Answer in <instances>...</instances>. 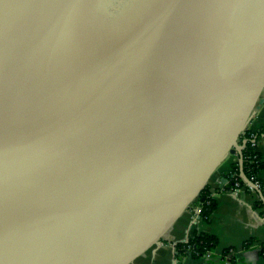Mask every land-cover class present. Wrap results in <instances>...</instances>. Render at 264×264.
<instances>
[{
  "label": "water",
  "instance_id": "95a60500",
  "mask_svg": "<svg viewBox=\"0 0 264 264\" xmlns=\"http://www.w3.org/2000/svg\"><path fill=\"white\" fill-rule=\"evenodd\" d=\"M262 104L264 0H0V264H128L230 154L264 201Z\"/></svg>",
  "mask_w": 264,
  "mask_h": 264
},
{
  "label": "crops",
  "instance_id": "0c3cea01",
  "mask_svg": "<svg viewBox=\"0 0 264 264\" xmlns=\"http://www.w3.org/2000/svg\"><path fill=\"white\" fill-rule=\"evenodd\" d=\"M247 130L258 136L256 149L264 162V104L256 109ZM235 164L240 165L238 153L230 154L207 183L217 203L209 220L195 214L192 204L167 229L158 243L144 249L128 264H231L233 255L226 257L222 254L224 248L228 247L235 248L237 264H264V256L260 254L264 241V206H255L260 197L255 190L230 188L228 175ZM259 176L264 183V167ZM223 178L227 182H222ZM200 232L215 235L219 241L217 248L202 257L179 253L175 245ZM246 242L251 243L244 247Z\"/></svg>",
  "mask_w": 264,
  "mask_h": 264
},
{
  "label": "trees",
  "instance_id": "16d2710c",
  "mask_svg": "<svg viewBox=\"0 0 264 264\" xmlns=\"http://www.w3.org/2000/svg\"><path fill=\"white\" fill-rule=\"evenodd\" d=\"M242 138L248 140L243 150V171L247 175V177L256 184L258 190H260L264 194V183L262 182L259 176L260 171L264 167V162L261 159V155L257 151L256 144L253 141L255 137H253L252 133L246 129L244 134L242 135ZM228 177L230 179L231 189L234 190L237 187H245L247 190H254L242 182V175L239 164H235L233 166V170L228 175ZM199 202L201 206V216L204 219L209 220L211 214L216 209L217 203L214 196L209 192L208 185L202 190L201 195L199 196ZM255 206H264V201L261 197H259V199L256 201ZM218 243V238L215 235L200 232L187 240L178 242L175 246L181 254H189L193 257H202L213 249H216ZM250 243L251 242H246L243 246L247 247ZM234 249L235 248L228 247L224 248L222 252L223 256L226 257L229 256V254L233 255L231 259V264H237L234 257ZM260 254L264 256V241L261 244Z\"/></svg>",
  "mask_w": 264,
  "mask_h": 264
},
{
  "label": "built area",
  "instance_id": "2783aa9c",
  "mask_svg": "<svg viewBox=\"0 0 264 264\" xmlns=\"http://www.w3.org/2000/svg\"><path fill=\"white\" fill-rule=\"evenodd\" d=\"M244 134V133H243ZM252 136L253 137H255V138H257L258 136L257 135H254V134H252ZM254 138V139H255ZM254 139H253V141H254ZM254 143L256 144V142L254 141ZM237 186H238V183H237ZM192 204H194V209H193V212L195 213V214H199V215H201V206H200V202H199V198H197Z\"/></svg>",
  "mask_w": 264,
  "mask_h": 264
},
{
  "label": "flooded vegetation",
  "instance_id": "af4514ba",
  "mask_svg": "<svg viewBox=\"0 0 264 264\" xmlns=\"http://www.w3.org/2000/svg\"><path fill=\"white\" fill-rule=\"evenodd\" d=\"M128 1L134 2L135 0H128Z\"/></svg>",
  "mask_w": 264,
  "mask_h": 264
},
{
  "label": "rangeland",
  "instance_id": "374dc122",
  "mask_svg": "<svg viewBox=\"0 0 264 264\" xmlns=\"http://www.w3.org/2000/svg\"><path fill=\"white\" fill-rule=\"evenodd\" d=\"M192 206H194V204Z\"/></svg>",
  "mask_w": 264,
  "mask_h": 264
}]
</instances>
